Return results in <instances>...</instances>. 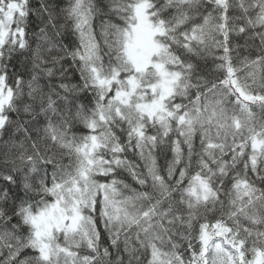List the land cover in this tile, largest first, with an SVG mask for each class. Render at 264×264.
<instances>
[{"label":"snow or ice","instance_id":"6c2138e0","mask_svg":"<svg viewBox=\"0 0 264 264\" xmlns=\"http://www.w3.org/2000/svg\"><path fill=\"white\" fill-rule=\"evenodd\" d=\"M257 181L264 0H0V264H264Z\"/></svg>","mask_w":264,"mask_h":264},{"label":"trees","instance_id":"16d2710c","mask_svg":"<svg viewBox=\"0 0 264 264\" xmlns=\"http://www.w3.org/2000/svg\"><path fill=\"white\" fill-rule=\"evenodd\" d=\"M59 2L61 3L62 6H64V5H67V4H68L69 0H59ZM30 3L35 7V6H37V5L39 4V0H30ZM99 24H100V20H99V19H95V20L93 21V25H94V28H95V30H96L97 33L99 32ZM254 54H255V53L253 52V57H252V58H254ZM233 55H234V62H238V59H239V58H236L235 53H233ZM244 55H248V53L245 52ZM214 69H215V65H214L213 62H212V58L209 57V58H208V71H210V72H214ZM254 110L257 112V114H259V109H258V108H257V109H254ZM246 151L250 152V151H251L250 147H249L248 149H246ZM167 158H168L169 160H171V158H172V153H171V151H168V153H167ZM69 159H70V158L66 156V157H65V163H67V162L69 161ZM157 163H158L159 165H164V163H165L164 158H163L162 156H160L159 153H157ZM193 174H194V173H193ZM124 176L127 177V174L125 173ZM127 182L130 183V184H133V186H135V185H134V182H132V180H131L130 177H127ZM185 183H187V181H186ZM257 186H259V187H264V185H260L259 181H257ZM209 219H210V220L212 219V215H211V214L209 215ZM244 223L247 225V222H246V221H245ZM80 251H81V253L83 254L86 250H83V249H82V250H80ZM249 258H250V257H249Z\"/></svg>","mask_w":264,"mask_h":264}]
</instances>
